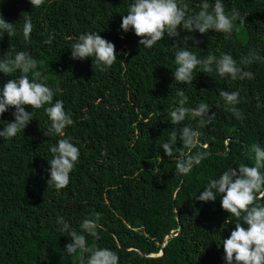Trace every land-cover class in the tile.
<instances>
[{"label":"trees","instance_id":"trees-1","mask_svg":"<svg viewBox=\"0 0 264 264\" xmlns=\"http://www.w3.org/2000/svg\"><path fill=\"white\" fill-rule=\"evenodd\" d=\"M133 2L45 0L34 8L30 0H4L0 6L17 30L11 38L0 33V60L9 50L13 56L28 52L37 60L35 71L46 77L42 82L53 90V104L62 101L73 119L63 138L80 150L69 185L57 191L48 187V159L50 147L61 137L45 135L50 121L43 108L34 110L24 132L10 140L0 137V264H82L84 254L65 250L72 241L68 232L59 230L57 218L82 232L83 220H94L95 214L100 216V239L85 234L87 244L117 252L119 264H226L218 244L231 235L236 218L222 208L220 196L209 202L192 196L229 167L251 166L253 144L264 147V60L241 65L254 79L234 81L215 70L200 72L198 66L193 84L177 83V38L165 34L147 49L134 31L121 29L122 14ZM184 2L190 14L199 11L201 0ZM222 2L226 12L235 8L247 14L246 22L237 20L230 36L214 30L189 33L181 27L179 46L192 36L188 50L200 59L227 53L239 64L250 51L264 58V0ZM28 16L33 31L26 42L22 26ZM88 32L115 45L117 60L107 71L94 68L91 57L72 58L70 47ZM50 35L54 39L47 44ZM19 75L0 72V88ZM178 90L188 97L186 107L205 102L209 115L215 113L210 125L198 129L200 147L207 145L210 155L183 176L175 175L176 161L161 147L178 127L197 128L196 120L186 119L179 126L169 121L167 112L177 106ZM219 90L239 92L236 107L244 115L242 121L225 111ZM14 111L10 108L0 116V130L14 122ZM174 147H182L179 139ZM257 202L264 204V199ZM229 219L232 223L226 222Z\"/></svg>","mask_w":264,"mask_h":264},{"label":"clouds","instance_id":"clouds-1","mask_svg":"<svg viewBox=\"0 0 264 264\" xmlns=\"http://www.w3.org/2000/svg\"><path fill=\"white\" fill-rule=\"evenodd\" d=\"M45 0H30L34 8H40ZM24 15V14H23ZM245 15H241L239 10L233 8L226 12L222 0H201L199 11L189 12V6L184 0H134L128 5L127 13L122 14L120 25L124 32L134 31L135 35L141 37L140 45L151 49L157 42L162 41L165 34L169 38H177V51L174 55L176 68L173 71L174 80L181 84H193L196 76L194 72L199 66L200 72L211 74L213 70L222 78L231 80L254 79L251 71H246L243 66L251 65L254 61H262L264 58L258 53L250 51L246 57L239 61L231 54L221 53L219 57L209 54L200 59L188 50L189 40H194L192 36L183 38L184 46H179L180 32L183 28L186 32L198 31L207 34L210 30L217 33H224L230 36L239 20L241 24L246 22ZM15 24L9 23L0 13V33H7L9 38L16 35ZM33 31L31 17H24L22 26L23 38L27 42ZM54 36H49L45 43L50 44ZM72 58L83 60L93 58V67H99L101 71H107L117 60V52L114 43L103 38L99 33L88 32L81 34L77 41L72 44ZM0 60V72L11 76L15 71L20 75L15 79H10L0 88V116L10 108H14L12 113L14 122H7L3 130H0V137L10 140L18 133L24 132L27 125L33 120L34 110L44 109L50 124L45 132L46 136L61 137L56 144L50 147L52 158L48 159L50 168V179L48 187H54L57 191L65 189L70 183V173L73 171L80 156V150L69 138L65 137V129L72 125L71 115L64 109V104L56 100L53 104L54 92L42 82L41 71H35L38 62L33 56L25 51L17 52L14 56L9 50ZM214 66V68H213ZM29 73L32 74L30 79ZM238 91L219 90V96L224 102L225 111L231 112L237 119L243 120V113L236 107L240 102ZM178 97L177 106L167 112L172 125L179 126L186 119L197 121V128L191 124L178 127L177 130L169 133V138L162 143L161 147L166 156L176 161L175 175H186L192 172L194 166H198L210 153L206 150L207 145L200 147L202 129L212 123L215 113L209 115V104L200 102L195 108L186 107L188 97L183 90L176 92ZM45 105H51L45 107ZM25 106H30L32 111H26ZM182 144L181 148H175L177 140ZM187 149V151H184ZM249 158L252 165L239 164L238 169L229 167L219 178L211 179L207 187L192 197L202 202L215 201L221 197L222 208L235 217V228L231 235L223 239L222 245L225 253L226 264H264V204L257 201L264 199V147L253 144L249 150ZM179 188L173 193L175 199ZM176 212L178 209L175 210ZM99 214H95V219H84L80 227L82 232H77L70 228L63 217L57 218V224L62 232H68L71 243L65 245V250L69 255L77 252L84 254L86 259L82 264H119L117 252L109 248H100L96 244L88 246L86 235L95 240L100 239L98 228ZM226 222L232 223L229 220ZM225 222V223H226ZM246 224L247 227H244Z\"/></svg>","mask_w":264,"mask_h":264},{"label":"rangeland","instance_id":"rangeland-1","mask_svg":"<svg viewBox=\"0 0 264 264\" xmlns=\"http://www.w3.org/2000/svg\"><path fill=\"white\" fill-rule=\"evenodd\" d=\"M4 0H0V6L3 4Z\"/></svg>","mask_w":264,"mask_h":264},{"label":"water","instance_id":"water-1","mask_svg":"<svg viewBox=\"0 0 264 264\" xmlns=\"http://www.w3.org/2000/svg\"><path fill=\"white\" fill-rule=\"evenodd\" d=\"M163 253V251L161 250L160 253L158 255H161Z\"/></svg>","mask_w":264,"mask_h":264}]
</instances>
